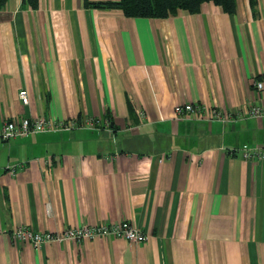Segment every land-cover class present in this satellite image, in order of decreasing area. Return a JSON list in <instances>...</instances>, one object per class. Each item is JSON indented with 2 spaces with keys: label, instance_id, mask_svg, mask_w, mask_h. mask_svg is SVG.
Wrapping results in <instances>:
<instances>
[{
  "label": "crops",
  "instance_id": "crops-1",
  "mask_svg": "<svg viewBox=\"0 0 264 264\" xmlns=\"http://www.w3.org/2000/svg\"><path fill=\"white\" fill-rule=\"evenodd\" d=\"M85 1L0 9V126L82 124L0 141V264H264V159L242 155L264 146V117L248 115L264 104V0L167 18ZM184 103L233 118L179 116ZM124 220L148 240L13 238Z\"/></svg>",
  "mask_w": 264,
  "mask_h": 264
},
{
  "label": "built area",
  "instance_id": "built-area-1",
  "mask_svg": "<svg viewBox=\"0 0 264 264\" xmlns=\"http://www.w3.org/2000/svg\"><path fill=\"white\" fill-rule=\"evenodd\" d=\"M258 90L264 89V83L259 81L256 83ZM19 96L23 104L29 103V95L27 90H21ZM177 115H189L196 118L206 120H221L229 121L233 118V114L217 107H211L203 104L184 103L178 104L175 107ZM248 115L253 117H264V104H254L251 106ZM77 119H54L46 116L23 117L20 119H12L4 122L0 126V141L9 140L18 136H25L33 132H50L61 130H72L82 126ZM104 125L106 122H103ZM84 126L96 128L98 120L93 117H87ZM243 157L247 160H262L264 159V146L256 145L245 147L243 149ZM18 166H9L7 169L11 174L16 173ZM113 235L118 238H124L130 242L144 243L149 236L146 232L140 229L131 221L124 220L123 222L85 225L80 228L67 227L62 231L56 232H39L29 228L28 226H19L13 231L15 242L30 243L35 248L41 247L43 244L55 241L66 240H90L96 236Z\"/></svg>",
  "mask_w": 264,
  "mask_h": 264
},
{
  "label": "trees",
  "instance_id": "trees-1",
  "mask_svg": "<svg viewBox=\"0 0 264 264\" xmlns=\"http://www.w3.org/2000/svg\"><path fill=\"white\" fill-rule=\"evenodd\" d=\"M8 0H0V9L4 8ZM254 4L255 0H250ZM31 6L36 7L38 0H28ZM205 2H212L221 6L227 13L237 11V0H99L97 2L85 1L87 6L102 8H118L132 17L167 18L180 11L197 13Z\"/></svg>",
  "mask_w": 264,
  "mask_h": 264
},
{
  "label": "rangeland",
  "instance_id": "rangeland-1",
  "mask_svg": "<svg viewBox=\"0 0 264 264\" xmlns=\"http://www.w3.org/2000/svg\"><path fill=\"white\" fill-rule=\"evenodd\" d=\"M11 173V172H10ZM37 231V230H36ZM40 232V231H39ZM55 242H58V241H55Z\"/></svg>",
  "mask_w": 264,
  "mask_h": 264
}]
</instances>
